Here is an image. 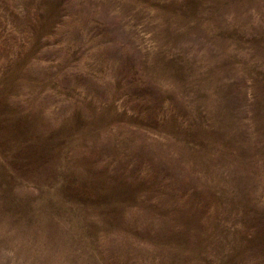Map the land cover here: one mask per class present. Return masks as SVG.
Segmentation results:
<instances>
[{"label": "rangeland", "instance_id": "374dc122", "mask_svg": "<svg viewBox=\"0 0 264 264\" xmlns=\"http://www.w3.org/2000/svg\"><path fill=\"white\" fill-rule=\"evenodd\" d=\"M0 264H264V0H0Z\"/></svg>", "mask_w": 264, "mask_h": 264}]
</instances>
